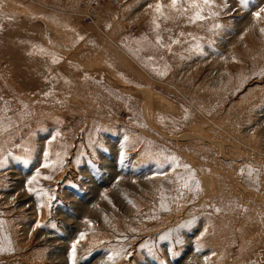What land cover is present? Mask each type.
I'll list each match as a JSON object with an SVG mask.
<instances>
[{
    "label": "rangeland",
    "instance_id": "obj_1",
    "mask_svg": "<svg viewBox=\"0 0 264 264\" xmlns=\"http://www.w3.org/2000/svg\"><path fill=\"white\" fill-rule=\"evenodd\" d=\"M157 2L0 0V264H264V0Z\"/></svg>",
    "mask_w": 264,
    "mask_h": 264
},
{
    "label": "snow or ice",
    "instance_id": "obj_2",
    "mask_svg": "<svg viewBox=\"0 0 264 264\" xmlns=\"http://www.w3.org/2000/svg\"><path fill=\"white\" fill-rule=\"evenodd\" d=\"M179 0H170V7H172L173 9L176 8L177 4H178ZM189 3L191 4L192 7H199L200 4L202 3L205 6L211 5L213 3V0H189ZM240 3L242 5H247L249 3V0H240ZM162 8L161 3H159V0L155 6V10L156 12H160ZM260 13H264V8H261L258 12H254L253 16L259 18ZM196 19H202V17L200 16V13L197 12L195 15ZM264 31V30H262ZM123 155V154H122ZM45 156H47V152H45ZM50 165L48 163H45L42 165V167H49ZM185 167H188L187 165H185ZM33 179H35V177H33ZM32 183V181H29V184ZM185 187H187V184H185ZM29 191H32V189H29ZM37 227H39V225H37ZM83 235V234H81ZM75 249H76V244L74 243L72 246V252H71V258H75ZM109 259H111V257H109Z\"/></svg>",
    "mask_w": 264,
    "mask_h": 264
},
{
    "label": "built area",
    "instance_id": "obj_3",
    "mask_svg": "<svg viewBox=\"0 0 264 264\" xmlns=\"http://www.w3.org/2000/svg\"><path fill=\"white\" fill-rule=\"evenodd\" d=\"M99 1H103V0H99ZM77 15H81V14H77ZM84 16V15H82ZM90 21V20H89ZM261 257L264 258V248L260 251Z\"/></svg>",
    "mask_w": 264,
    "mask_h": 264
},
{
    "label": "crops",
    "instance_id": "obj_4",
    "mask_svg": "<svg viewBox=\"0 0 264 264\" xmlns=\"http://www.w3.org/2000/svg\"><path fill=\"white\" fill-rule=\"evenodd\" d=\"M146 22H147V19H146V21H145V24H146ZM149 25H151L150 20H149ZM149 47H150V46H149ZM2 259L4 260V258L1 257L0 260H2Z\"/></svg>",
    "mask_w": 264,
    "mask_h": 264
}]
</instances>
